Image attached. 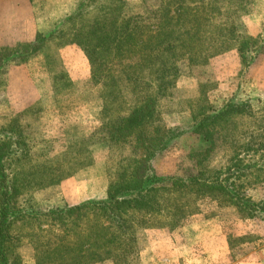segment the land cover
<instances>
[{
    "label": "rangeland",
    "instance_id": "1",
    "mask_svg": "<svg viewBox=\"0 0 264 264\" xmlns=\"http://www.w3.org/2000/svg\"><path fill=\"white\" fill-rule=\"evenodd\" d=\"M0 1V18L3 20L5 0ZM71 1L16 0V14L10 16L18 33L13 36L11 31L12 37L0 45V52L7 54L19 45L32 43L38 33L53 37L46 38L38 51L24 60L10 57L0 69V162L5 164L4 174L8 178L13 174L26 178H36L40 174L46 177L48 170L60 163L76 162L79 157L75 152L81 145L87 149V162L90 163L57 184L25 188L15 199L18 201L10 202L8 207L0 206V219L6 224L11 223L8 242L14 247L2 264H16L18 260L19 264H38L35 243L40 245L51 242L57 234H68L56 232L52 235V231L50 234L45 231L54 227L51 211L64 206L84 204L88 208L81 212L84 217H78L77 230L74 228L63 241L74 239L80 228L83 235L80 233L79 238L90 240V244L94 241L100 244L108 239V223L100 224L89 206L107 201L108 167H117L121 157L133 155L128 144L122 148L112 146L102 129V94H107L104 81L97 68L92 75L89 59L82 49L68 43L69 35L74 28L77 32L79 27L78 24L71 27L66 19L83 10L82 24L88 23L99 14L97 11L104 13L103 7L114 3L119 7L121 19L145 17L148 12L159 9L162 0H74L72 13L56 21L41 22L56 15ZM183 1L193 6L200 0ZM31 3L35 6L33 12ZM33 16L39 22H24ZM232 21L234 35L244 41L241 43H247L246 61L240 60L237 46L209 58L204 64H193L187 57H179L169 91L155 102L166 127L187 131L153 157L150 167L156 176L185 178L195 173V163L190 155L202 150L205 143L190 133L194 123L193 109L207 103L220 110L231 101H247L256 109L258 101L264 99V0H246L244 9L233 15ZM218 159L213 160L211 167L219 164ZM248 194L255 202L263 201L264 185L250 188ZM194 208L195 212L173 230L162 220L149 217V226H133L129 231L131 246L121 257L115 242L107 243L98 253L91 248L83 254L88 258L84 259V264H264V219H241L233 207L219 206L209 199L195 201ZM18 209L25 212L24 219L13 221L14 211ZM66 216L61 217L64 223L75 218ZM136 219L149 220L145 214L137 215ZM38 224H41L42 232L38 231ZM109 229L116 236L121 235L114 226L109 225ZM99 232L102 233L100 236L97 235ZM92 254L97 255L98 261L89 263ZM66 259L69 263L76 261L73 257Z\"/></svg>",
    "mask_w": 264,
    "mask_h": 264
},
{
    "label": "trees",
    "instance_id": "2",
    "mask_svg": "<svg viewBox=\"0 0 264 264\" xmlns=\"http://www.w3.org/2000/svg\"><path fill=\"white\" fill-rule=\"evenodd\" d=\"M186 3L162 0L160 8L145 17L127 19L119 17V7L114 3L103 7L104 13L97 11L99 14L91 22L82 24L83 10L66 19L71 27L76 24L79 27L69 35L68 43L82 49L89 59L92 75L97 68L104 81L107 94H102V129L112 146L122 148L128 144L133 155L121 157L117 167H108L107 201L89 206L100 224L108 223V239L90 244V240L79 238L80 233L83 235L80 228L74 239L63 241L74 228L77 230L78 217L85 216L81 212L88 205L56 208L50 213L54 227L45 231L49 234L52 231V235L68 234H57L51 242L35 243L38 264H68L66 258L70 257L76 261L69 264H84L88 258L83 254L91 248L98 253L101 246L114 242L121 257L131 246L132 235L128 233L133 226H149V217H155L173 230L195 212V201L200 200L209 199L219 206L233 207L241 219H264V200L255 202L248 194L250 188L264 185V99L258 101L256 109L247 101H231L220 110L207 103L199 105L192 112L194 123L190 133L197 135L205 147L190 155L195 173L185 178L152 173L153 157L187 133L179 127H166L155 106L157 98L165 96L174 81L179 57H187L193 64H204L209 58L237 46L240 60L246 61L247 43H241L244 41L234 35L232 21V16L244 9L246 0H200L193 6ZM52 37L38 33L32 43L19 45L7 54L0 52V69L10 57L24 60L34 54L46 38ZM75 154L79 157L76 162L60 163L48 170L46 177L13 174L8 178L4 174L6 166L0 162V206L8 207L10 202L18 201L15 199L25 188L57 184L90 163L86 148L80 145ZM216 157L219 164L211 167ZM1 211L5 214V210ZM14 213L13 221L24 219L22 209ZM141 214L149 220H137ZM64 215L75 218L64 223L61 220ZM10 224L0 219V264L6 262L7 254L14 248L8 242ZM109 225L121 235L116 236ZM37 226L42 232L41 224ZM85 246L89 249H84ZM90 258L89 263L98 261L96 254Z\"/></svg>",
    "mask_w": 264,
    "mask_h": 264
},
{
    "label": "crops",
    "instance_id": "3",
    "mask_svg": "<svg viewBox=\"0 0 264 264\" xmlns=\"http://www.w3.org/2000/svg\"><path fill=\"white\" fill-rule=\"evenodd\" d=\"M12 1H13V3H12ZM4 2H5L4 4H5L6 8L5 9L2 8V12L3 13L6 12V16H5V18H3V20H1V18H0V45H4L7 42V39L12 37L11 31H13V33H14L13 36H16L18 33V29L12 26V24L14 23V20H13V17L10 16L11 14L15 13V11L17 10L18 4H17L16 0H5ZM0 3H2V2L0 1ZM74 4H75L74 0L71 1L70 3H66L65 5H63L66 7H63L61 10H59L56 15L53 14V15L49 16V18H47V19L46 18L42 19L41 22L44 23L45 20L56 21V20L61 19L64 15L65 16H67V14L69 15L70 13H72V11L74 9V6H75ZM23 5H24V3H22L21 7ZM1 6H3V5H1ZM30 10L32 12L35 10V6L33 3L30 4ZM34 17L35 16L30 17L28 19H25L24 22L33 23V24L35 21L39 22V19H35ZM15 21H17V20H15ZM15 23H17V22H15ZM40 26H43V25H40ZM35 27H36L35 29L38 31L39 28L37 27V25ZM5 29H7V30L4 32Z\"/></svg>",
    "mask_w": 264,
    "mask_h": 264
}]
</instances>
